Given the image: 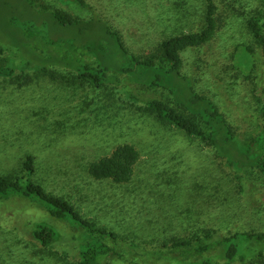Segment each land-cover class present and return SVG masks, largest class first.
Here are the masks:
<instances>
[{
  "label": "rangeland",
  "instance_id": "rangeland-1",
  "mask_svg": "<svg viewBox=\"0 0 264 264\" xmlns=\"http://www.w3.org/2000/svg\"><path fill=\"white\" fill-rule=\"evenodd\" d=\"M217 1V34L212 42L181 52L182 75L217 106L242 143L250 144L264 135V53L248 27L261 0ZM59 10L79 23L59 22L54 16ZM205 15V0H0V43L15 61L14 77L0 74V175L23 176L27 155H34L35 180L71 199L121 240H107L112 252L105 264L204 259L224 264L226 258L215 250L176 260L165 246L206 232L217 238L264 233L259 169H235L213 146L161 120L145 105L149 97L189 113L170 90L117 72V49L98 51L100 41H113L110 29L129 55L148 58L165 39L201 30ZM103 62L111 65L109 74L118 85L99 87L78 76L84 63ZM44 66L48 71L41 70ZM126 90L141 102L133 103ZM125 143L141 154L132 181L93 179L88 165ZM37 222L57 231L54 245L33 239ZM84 235L35 198L0 202V264H79ZM246 252L252 255L236 264H264V244L252 242Z\"/></svg>",
  "mask_w": 264,
  "mask_h": 264
},
{
  "label": "trees",
  "instance_id": "trees-1",
  "mask_svg": "<svg viewBox=\"0 0 264 264\" xmlns=\"http://www.w3.org/2000/svg\"><path fill=\"white\" fill-rule=\"evenodd\" d=\"M205 3V26L196 32L182 33L165 39L159 46L158 54L148 58L129 55L120 36L110 29H107V32L113 38L112 43L109 41L108 44H102L100 41L98 51L105 53L117 49L120 56V62L115 67L117 72L130 74L137 80L170 90L173 92L177 104L189 113H182L174 105L155 97H149L144 102L145 105L161 120L184 130L189 136L197 137L205 144L213 146L218 152V157H225L227 163L233 168H258L264 178V135L254 138L250 144H243L231 130L224 114L217 106L208 97L196 93L192 88L191 81L182 75L183 56L181 52L212 42L218 31L219 3L217 0H205ZM54 16L63 24L76 25L79 23V20L61 10L54 12ZM248 27L264 53V0H261V6L257 13L248 19ZM84 47L92 50L93 46L86 44ZM246 48L253 52L251 46H246ZM8 50H10L8 47L0 43V57H3L0 74L12 78L15 73V61L6 55ZM59 64L76 67L65 62ZM110 69L111 65L107 62H103V65L101 64L99 67L84 63L77 74L80 78L91 80L99 87L105 86L107 82L118 85L117 78L110 76ZM41 70L48 71V66L42 67ZM125 94L133 103L141 102L139 96L134 92L126 90ZM261 114L264 117V103L261 107ZM140 158L141 154L136 146L125 143L118 145L112 153L91 162L87 170L95 180H108L122 185L132 181ZM24 169L23 176L0 175V202L14 196L40 200L54 217L66 219L84 232L83 242L78 248L79 264H105L107 256L112 252V247L107 244V240H112L114 244L121 241L117 234L99 226L96 220L87 217L71 199L49 191L42 183L35 180L36 158L34 155H27ZM233 171L235 172L234 169ZM31 236L44 247L54 245L59 239L57 231L44 222L35 223L31 229ZM217 237L216 233L206 232L203 235H195L193 238L175 240L170 246L166 245L165 247L176 253V260L181 255L188 260L197 253L203 254L209 250H215L221 252V255L226 258L224 264H236L239 259L245 260L252 255V253L246 252L248 244L252 242L264 244V233L238 231ZM129 246L137 248L135 245ZM213 260L204 259L192 263H176L174 261L170 264H223ZM165 264H169V262Z\"/></svg>",
  "mask_w": 264,
  "mask_h": 264
}]
</instances>
